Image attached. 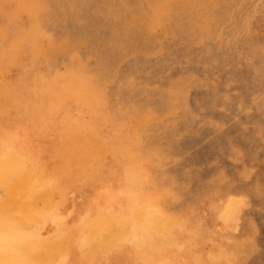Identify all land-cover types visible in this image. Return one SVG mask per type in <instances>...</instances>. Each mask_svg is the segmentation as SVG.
I'll list each match as a JSON object with an SVG mask.
<instances>
[{
  "label": "rangeland",
  "instance_id": "1",
  "mask_svg": "<svg viewBox=\"0 0 264 264\" xmlns=\"http://www.w3.org/2000/svg\"><path fill=\"white\" fill-rule=\"evenodd\" d=\"M32 7L42 14L39 32L28 35L27 8L0 0V79L26 98L79 109L109 150L126 146L134 155L117 153L122 165L92 172L77 198L108 194L130 168L129 192L145 201L143 231L161 236L168 228L164 264H264V0H31ZM57 192L49 194L56 201ZM63 202L33 235L57 230L55 217L75 206ZM113 249L115 258L111 250L108 258L86 255L75 241L51 264H143L130 246Z\"/></svg>",
  "mask_w": 264,
  "mask_h": 264
},
{
  "label": "bare ground",
  "instance_id": "2",
  "mask_svg": "<svg viewBox=\"0 0 264 264\" xmlns=\"http://www.w3.org/2000/svg\"><path fill=\"white\" fill-rule=\"evenodd\" d=\"M12 2L14 7L27 8L30 16H28L30 18L28 19V35L33 34V32L38 33L37 23L41 18L42 8L32 7L28 9L31 0H12ZM13 15L16 18V15ZM96 21V19L93 21V26ZM60 26L57 27L61 28ZM150 43L148 42L149 45ZM60 54L62 53L60 52ZM21 91L17 86L10 85L7 79H0V264L55 263L61 250H63L62 253L72 251V245L75 241L78 242L81 249H84L86 255L90 251H92L91 255L93 256L110 250L112 251L110 253L113 254V248H122L127 245L135 250V255L140 257L143 264H164L170 256L169 248L173 246L172 243L167 242L168 228L165 225L162 230L161 227H158L162 231L161 236H147L146 232L143 231V205L145 201L129 192L128 183L135 180V175L130 168L125 167L120 170L121 173L117 175L116 179L120 185L110 187L103 192L109 191L108 194L105 193L100 197L95 192L96 194H92L90 198L81 199H78L75 194L80 182L92 172H97V169L110 171L114 162H120L121 166V159L117 158V153H124L125 156H129L128 153L131 152H128V147L122 146L119 147L120 150H109L110 147L98 135L99 126L95 123H89L79 109L71 108L66 111L58 103L48 101V99L46 102H38L30 94L26 98ZM7 110L13 113L12 116L10 115L11 120L8 117L9 120L1 117ZM81 129L84 132H81ZM102 150L109 154L103 156ZM52 156L58 158V167L54 166L57 169L54 171L47 165L48 160L53 159ZM140 156L144 158L142 154ZM140 156L138 157L140 158ZM131 157L133 158L134 155ZM135 157L137 156L135 155ZM53 165L55 164L53 163ZM73 167H77L78 171L69 173V169ZM69 182L71 189L67 187ZM110 182L107 181V183ZM66 187L70 192L65 191ZM96 189L95 187L94 190ZM55 191L61 194V198L57 201L54 197ZM50 193H55L54 198L49 195ZM147 196L149 198V194ZM67 199L74 200L76 204L74 203L75 206L71 207L70 210L55 217L57 230L44 237L33 235L32 226L47 221L50 211L54 210L59 202ZM39 202L42 203L41 206ZM111 202H114V205H111ZM149 205L146 203L147 207L156 211L152 204ZM147 209L149 212L151 211L149 208ZM57 210L59 211V209ZM167 243L171 245L168 248L166 247ZM152 249H159L160 251L158 253H156L158 250L153 251L154 253H146ZM105 254L107 256V253ZM99 255L97 256L99 257ZM197 255L200 257L199 253ZM112 257L115 258V254ZM126 257L128 258V256ZM208 257L206 258L208 259ZM204 258L203 256V260ZM89 259H93V257ZM97 259L93 260L96 261ZM211 260H215V258ZM82 261L85 262L83 259ZM97 262L94 263L97 264ZM132 262L134 263V260ZM197 262L199 261L197 260ZM73 263L75 262L73 261Z\"/></svg>",
  "mask_w": 264,
  "mask_h": 264
}]
</instances>
